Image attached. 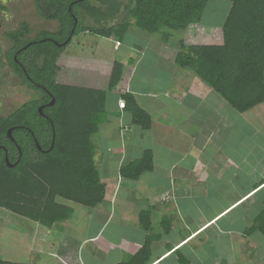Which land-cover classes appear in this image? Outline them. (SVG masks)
Here are the masks:
<instances>
[{
  "label": "crops",
  "instance_id": "crops-1",
  "mask_svg": "<svg viewBox=\"0 0 264 264\" xmlns=\"http://www.w3.org/2000/svg\"><path fill=\"white\" fill-rule=\"evenodd\" d=\"M34 4L33 0L34 14L39 17ZM122 13L124 10L117 17ZM115 18L109 21L110 27L119 23ZM5 19L2 22L9 17ZM19 22L13 24L12 20V27L22 23L29 26L27 20ZM207 28L214 29L201 24L181 31L178 41L171 43L176 48L183 38L186 44L197 43L207 37ZM162 32L171 35L173 30L165 28ZM151 36H138L129 28L119 45L113 38L89 32L73 37L72 43L70 39L57 62L59 78L69 85L99 86L109 77L114 61L123 64L122 88L116 90L111 105L106 104L105 121L91 138L103 200L93 208L67 202L70 217L51 227L17 215L22 222L8 228L0 259L14 264H122L151 237L149 264H179V255L188 264H205L197 255L201 247L216 248L213 259L219 264H228L223 258L225 250L234 255L231 263L251 258V250L256 251L260 235L244 238L243 232L252 226L264 201V102L244 113L235 111L191 70L177 67L178 51L171 48L161 47L154 53V59L165 64L160 76L155 73L159 68L155 61L151 68L144 66L143 82L136 79L135 68L146 58ZM221 42L219 38L208 39L206 44ZM71 45L76 49L68 53ZM121 49L137 53L116 60ZM124 92L131 93L151 116L150 129L132 125L130 115L119 108L117 96ZM101 127H105L103 132ZM103 133L107 135L101 137ZM102 140L118 145L102 148ZM145 150L152 152V170L134 181L122 178L119 168L138 159ZM239 209L238 218L230 220ZM147 210L149 231L138 219ZM250 216L249 225H239ZM166 222L169 230L164 231Z\"/></svg>",
  "mask_w": 264,
  "mask_h": 264
},
{
  "label": "trees",
  "instance_id": "trees-1",
  "mask_svg": "<svg viewBox=\"0 0 264 264\" xmlns=\"http://www.w3.org/2000/svg\"><path fill=\"white\" fill-rule=\"evenodd\" d=\"M213 1L229 5L219 32L207 28L205 39L188 45L180 40L175 64L191 70L235 111L244 113L264 102V0H92L95 6L91 0H78L77 6L84 8L96 27L74 25L77 6L71 14L67 0H34L37 15L58 25L55 31H45L41 37L30 38L26 23L5 34L12 45L6 51V59L20 85L33 97L0 115V208L51 227L70 217L72 211L67 202L93 208L103 200L91 138L105 121L108 95L122 79L123 64L114 61L109 77L99 86L69 85L59 78L61 69L57 62L70 41L64 46L55 43H64L71 31V39L89 32L113 38L118 45L129 28L148 34L165 28L186 31L200 25L207 5ZM122 10V20L110 27L109 21ZM162 31L167 40L170 35ZM216 38L222 41L220 45L206 44L208 39ZM19 49L17 60L21 67L13 61L14 51ZM64 74L65 78L71 77ZM117 97L119 108L130 115L132 125L150 129L151 116L131 93ZM52 99V106H48ZM44 103L40 114L38 109ZM9 129L14 143L7 136ZM2 148L8 150L7 159ZM151 170L152 152L145 150L138 159L121 166L119 174L134 181ZM138 219L140 226L149 231L150 211L141 212ZM165 230H169L168 225ZM253 234L264 239V201L252 226L243 232L244 237ZM151 239L122 264H149ZM179 256V264H188L185 257ZM0 264L14 263L0 259Z\"/></svg>",
  "mask_w": 264,
  "mask_h": 264
},
{
  "label": "rangeland",
  "instance_id": "rangeland-1",
  "mask_svg": "<svg viewBox=\"0 0 264 264\" xmlns=\"http://www.w3.org/2000/svg\"><path fill=\"white\" fill-rule=\"evenodd\" d=\"M79 2L81 3V1H79ZM5 5L8 7L9 11L6 9V14H5V16H2L1 20H6L5 17L6 18L9 17V20L7 22L4 21L3 26H2V24H0V26L2 27L0 29V42L2 40V43H3V32H7V31L14 29L11 25V22H12L11 19H13V17L17 18L18 22L22 21V20H25V21L27 20L29 22V29L32 32L30 38L37 37V34L39 37H41V35H43V33L45 31L52 32L56 29L55 22H51V21H43L42 22L40 20V18L37 17L36 14H34L35 11H34V6H33V0H22V2L20 0H6ZM91 5L95 6V2H92V0H91ZM228 9H229V5L225 1L210 2L207 5V7L203 13L200 25L203 24L207 27L211 26L212 28L217 29L216 31L219 32V30H220L219 27L222 24ZM83 10H84V8L80 7V6H77L74 8V17L76 18L75 21L78 22V24L80 26L89 25V24L91 25V22L87 23L86 17L83 18V16H82ZM22 12H24V13H22ZM122 14L124 16V13H122ZM123 16H120L119 18L116 17L114 22H117V23L120 22L122 20ZM51 25H54V28H52ZM36 26H37V28H36ZM134 30L138 34V36L140 34H145L144 32H142L140 30H137V29H134ZM161 31L154 33L153 36H151V39H149V42H148L149 46H148V49L146 52V58H142V62H141L142 65H137L135 68V71L137 72L136 79H138V80L140 79L142 82L144 81V75H145L142 72L145 69L144 66H147V67L149 66L151 68L155 64V61H156V64L158 65L159 68L156 67L157 70L155 73L158 76H160L162 74V71H164L165 64H163L162 62L157 60L158 58L154 59V53L159 52V48H161V47L171 48V51H173L174 49L176 51L179 50L178 46L176 48L174 45H172L171 42L172 41L175 42L176 40L178 41V38L181 37L182 32L179 30L171 32V35L168 37V40H170V41L167 44H165V41H167V40L163 39L164 37L162 36ZM130 40L131 39H129L128 41L130 42ZM183 40H184V38H183ZM72 42H73V39H72L71 43ZM184 42H185V40H184ZM106 44H108V43H106ZM2 45L5 46L4 44H2ZM178 45H179V42H178ZM71 46H72L71 48L67 49L68 53H70L72 49H76V47L74 45H71ZM124 46L126 47V45H124ZM131 53L133 56H135V54L137 52L135 50H134V52H130V50L124 51L123 49H121L120 52L116 53L117 54L116 60H122L124 58V55H127V54L131 55ZM1 70L2 71L0 74V115H6V114L10 113L16 107L20 106L24 102L31 99L33 97V93L31 91H29L27 88L20 85L19 80L15 76L3 75V72H4L3 67L1 68ZM126 72H127V69H125L124 79H127V77H128V73H126ZM120 88H122V84L120 85V83H119L117 88L115 89V91H113L111 94L108 95V100H107L108 106L111 105L112 98L117 93L116 90H118V89L120 90ZM103 128H105V127H101L102 132L104 131ZM101 131H99V132H101ZM105 135H107V134L103 133L101 137H104ZM110 137H114V136L111 135ZM100 145L102 148H104V146H106V145L117 146L118 143L115 141L108 142V140H102L100 142ZM241 211H242V209L237 210L236 212H234L233 214L230 215L229 219L234 220V219L238 218V216L241 214ZM251 220H252V216H250L247 219V221L240 222L239 225L245 223V225H243L242 227H246L247 225H249ZM8 221H10V223H13V224H8L7 223ZM21 222H22V218L0 208V249L6 248L7 236H8V227H10V226L12 227L13 225H16L17 223H21ZM242 227H240V228H242ZM259 240H260V243L257 245L256 251L251 250V255H249L251 258H248V259L240 258V259H242V262L231 263L232 261H235V258H234V255L230 254V250H229L228 254H227V250H225L223 258L226 260V263H228V264L229 263L230 264H263L262 261L264 260V239L260 238V236H259ZM230 246L232 248V252H234L236 254L234 243L230 242ZM214 251L216 252V248L215 249L208 248V250H206V249L201 247L197 251V255H199L201 262L204 260L205 264H207L208 260H212L213 258H215L216 253ZM0 252H1V250H0ZM212 264H219V263L216 262L215 259H213Z\"/></svg>",
  "mask_w": 264,
  "mask_h": 264
},
{
  "label": "flooded vegetation",
  "instance_id": "flooded-vegetation-1",
  "mask_svg": "<svg viewBox=\"0 0 264 264\" xmlns=\"http://www.w3.org/2000/svg\"><path fill=\"white\" fill-rule=\"evenodd\" d=\"M21 2H22V0H20ZM68 1V3H69V6H68V11L69 12H71V14H72V8L74 7V6H77V1L78 0H67ZM1 2V7L2 8H0V14H1V16H4L5 14H6V9L8 10V7L5 5V3H6V0L4 1V0H1L0 1ZM80 3V2H79ZM2 9H4V10H2ZM9 11V10H8ZM83 14H82V16H83V18L84 17H86V19H89L88 18V16L85 14V12H84V10H83V12H82ZM74 14V13H73ZM73 18H74V25H77L78 24V22H76L75 20H76V18L74 17V15H73ZM7 20H9V19H7ZM13 20V24L15 23V24H19L20 22H18L17 21V18H15V17H13V19H11V21ZM88 21L89 20H87V23H88ZM4 22V21H3ZM2 22V20L0 19V24H2L3 23ZM91 22V21H90ZM92 23L95 25V23L92 21ZM55 25H57V22L55 21ZM2 26H3V24H2ZM84 26H88V27H90L91 25L89 24V25H84ZM96 26V25H95ZM2 27L0 26V29H1ZM36 28H37V26H36ZM2 44H4L5 46H3ZM12 48V45H11V41L10 40H8L4 35H3V43H2V40H1V42H0V50H1V54H0V63H1V65H0V74H1V68L3 67V70H4V72H3V75H5V76H7V75H11V76H15V73H14V70H13V68L11 67V65L9 64V61L6 59V54H7V52L6 51H8V50H10ZM24 48H26V47H24ZM21 52V50L19 49V50H15L14 51V54H13V61L17 64V65H19L20 67L22 66L21 65V63L20 62H18V60H17V57L19 56V53ZM45 106H46V103H44V104H41V106L40 107H42V112H43V109L45 108ZM44 115V114H43ZM45 116V115H44ZM12 138V137H11ZM11 141H13L12 139H10ZM24 140H26V139H24ZM13 143H14V141H13ZM40 148V147H39ZM2 153L5 155V159H7V155H8V150L7 149H5V148H2ZM13 164V163H12ZM9 165V167L11 166L10 164H8ZM13 166V165H12Z\"/></svg>",
  "mask_w": 264,
  "mask_h": 264
},
{
  "label": "water",
  "instance_id": "water-1",
  "mask_svg": "<svg viewBox=\"0 0 264 264\" xmlns=\"http://www.w3.org/2000/svg\"><path fill=\"white\" fill-rule=\"evenodd\" d=\"M79 1L82 2L83 0H79ZM72 32H73V31H71L70 36L66 39V41H65L64 43H62V44L55 43V45H57V46H64L66 43H68V42L70 41V39H71ZM53 102H54V100L52 99V100L50 101V103L47 104V105H48V106H52ZM38 112H39L40 114H42V107H40V108L38 109ZM11 130H12V129H9V130L7 131V136L9 137V139H12V138H11ZM51 146H52V145H51Z\"/></svg>",
  "mask_w": 264,
  "mask_h": 264
},
{
  "label": "built area",
  "instance_id": "built-area-1",
  "mask_svg": "<svg viewBox=\"0 0 264 264\" xmlns=\"http://www.w3.org/2000/svg\"><path fill=\"white\" fill-rule=\"evenodd\" d=\"M118 45V44H117Z\"/></svg>",
  "mask_w": 264,
  "mask_h": 264
}]
</instances>
